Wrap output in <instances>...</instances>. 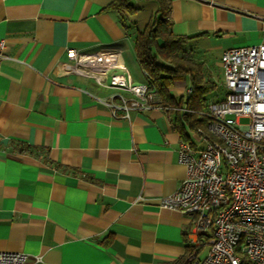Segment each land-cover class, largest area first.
Returning a JSON list of instances; mask_svg holds the SVG:
<instances>
[{
	"label": "crops",
	"instance_id": "0c3cea01",
	"mask_svg": "<svg viewBox=\"0 0 264 264\" xmlns=\"http://www.w3.org/2000/svg\"><path fill=\"white\" fill-rule=\"evenodd\" d=\"M114 1L0 0V252L27 264H175L188 244L208 250L191 216L161 203L187 175L180 142L210 141L188 120L191 77L171 87L174 104L153 89L156 106L122 117L110 103L131 93L65 71L71 48H116L149 83L135 43L159 3L131 0L129 12ZM171 18L174 35L196 36L187 56L214 85L200 118L226 97L224 51L264 43V0H172Z\"/></svg>",
	"mask_w": 264,
	"mask_h": 264
},
{
	"label": "built area",
	"instance_id": "2783aa9c",
	"mask_svg": "<svg viewBox=\"0 0 264 264\" xmlns=\"http://www.w3.org/2000/svg\"><path fill=\"white\" fill-rule=\"evenodd\" d=\"M0 39V61L7 57ZM67 73H77L99 84L132 94L120 104L110 103L117 115L157 105V94L147 84H136L122 60V52L69 49ZM224 100L202 112L214 137L204 149L182 140L179 161L187 175L178 190L162 198V206L191 216L193 235L206 238L201 256L194 248L190 264H264V43L233 47L221 56ZM191 92V90H189ZM246 119V122H242ZM22 252H0V264H27Z\"/></svg>",
	"mask_w": 264,
	"mask_h": 264
},
{
	"label": "trees",
	"instance_id": "16d2710c",
	"mask_svg": "<svg viewBox=\"0 0 264 264\" xmlns=\"http://www.w3.org/2000/svg\"><path fill=\"white\" fill-rule=\"evenodd\" d=\"M159 10L148 25L138 32L135 48L137 58L145 71L150 86L155 89L163 102L174 104L171 87L176 80L191 77V93L187 112L188 120L196 130L207 128L208 119L205 115L198 118L196 113L203 108L207 94L214 88L209 80H204L203 65L187 56L185 45L196 36H176L172 32L171 18L172 0H156ZM112 7L134 12L136 8L131 0H115ZM208 132V129H207ZM210 140L214 137L208 132ZM30 150L29 145L24 146ZM195 246L188 244L187 251L175 264H190L189 256ZM242 264H251L244 258Z\"/></svg>",
	"mask_w": 264,
	"mask_h": 264
},
{
	"label": "rangeland",
	"instance_id": "374dc122",
	"mask_svg": "<svg viewBox=\"0 0 264 264\" xmlns=\"http://www.w3.org/2000/svg\"><path fill=\"white\" fill-rule=\"evenodd\" d=\"M136 84H140L139 82H136ZM242 122H246V119H243ZM203 253H206V249L203 251Z\"/></svg>",
	"mask_w": 264,
	"mask_h": 264
}]
</instances>
